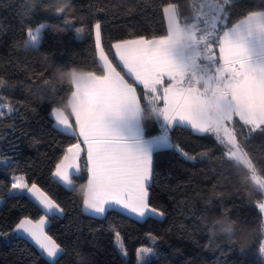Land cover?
Segmentation results:
<instances>
[{
    "label": "trees",
    "instance_id": "16d2710c",
    "mask_svg": "<svg viewBox=\"0 0 264 264\" xmlns=\"http://www.w3.org/2000/svg\"><path fill=\"white\" fill-rule=\"evenodd\" d=\"M167 2L175 0H0V105L12 108L0 115V159L4 160L0 163V232L8 234L0 235V264H137V250L142 247L155 253L149 264H264L259 252L264 223L254 199L263 196L253 191L241 165L222 158V145L210 135L201 137L180 128L171 133L174 143L197 157L195 162L185 160L174 149L154 154L150 203L163 213L160 219L137 220L117 209L99 216L83 212L86 156L80 161L81 172L73 173L70 188L51 175L76 138L54 128L49 113L57 107L70 116L67 98L73 71L102 70L95 55L92 25L101 22L102 47L117 64L111 44L136 35L163 34L162 7ZM244 3L260 6L264 0ZM63 5H67L64 13L55 14ZM41 24L45 27L39 43L24 45L29 28ZM147 125L149 135L158 133L152 121ZM245 143L256 166L264 167V136L253 134ZM205 149L207 154L200 156ZM15 175H24L29 185L35 182L65 210L62 215L54 214L55 218L48 214L45 230L64 248L51 261L13 231L19 219H38L45 214L28 196L9 194ZM222 205L230 210V219L256 230L243 250L210 233V220L221 215ZM117 239L122 248L116 246Z\"/></svg>",
    "mask_w": 264,
    "mask_h": 264
},
{
    "label": "snow or ice",
    "instance_id": "6c2138e0",
    "mask_svg": "<svg viewBox=\"0 0 264 264\" xmlns=\"http://www.w3.org/2000/svg\"><path fill=\"white\" fill-rule=\"evenodd\" d=\"M64 11L57 7L55 14ZM161 22L166 26L163 34L136 35L112 43L118 65L102 47V25L95 22L91 31L101 72L71 73L67 98L71 119L61 108L54 107L49 113L54 128L76 138L65 148L52 175L72 186L73 173L81 172L80 161L86 156L83 206L89 212L103 215L118 209L138 218L163 216L150 203L154 154L174 149L185 160L195 162L197 158L173 142L171 133L177 128L214 137L224 146L222 158L243 166L253 191L264 193V167L256 166L245 143L253 134L264 136V4L250 7L244 0H175L162 7ZM43 27L29 28L24 43L37 45ZM8 110L12 112L11 107ZM148 121L158 127V134H148ZM11 189L27 194L45 213L38 219H19L13 231L26 234L46 258H57L64 248L45 229L48 214L55 218L54 214L62 215L65 210L35 182L29 185L24 175L12 177ZM254 199L264 214V199ZM229 211L222 205L225 220ZM200 220L207 223L206 217ZM210 233L215 235L212 229ZM259 252L264 255V241ZM137 253V264H149L155 255L148 247Z\"/></svg>",
    "mask_w": 264,
    "mask_h": 264
},
{
    "label": "clouds",
    "instance_id": "9594fccd",
    "mask_svg": "<svg viewBox=\"0 0 264 264\" xmlns=\"http://www.w3.org/2000/svg\"><path fill=\"white\" fill-rule=\"evenodd\" d=\"M63 5L62 7H66ZM264 228V224H261ZM210 228L216 235H221L229 241L235 243L242 250L246 248L253 239L256 230L251 226L242 224L233 219L225 220L222 215L213 216L210 220ZM230 229V230H228Z\"/></svg>",
    "mask_w": 264,
    "mask_h": 264
},
{
    "label": "crops",
    "instance_id": "0c3cea01",
    "mask_svg": "<svg viewBox=\"0 0 264 264\" xmlns=\"http://www.w3.org/2000/svg\"><path fill=\"white\" fill-rule=\"evenodd\" d=\"M37 27H39V26H37ZM166 27V26H165ZM42 29V28H41ZM41 31V30H40ZM93 38H94V33H93ZM116 42V41H115ZM114 43V42H113ZM24 44V43H23ZM25 45V44H24ZM94 45H95V41H94ZM31 46H33V45H31ZM36 46V45H35ZM112 51H113V55H114V57H115V50L114 49H112ZM96 59H97V62H98V58H97V56H96ZM115 60L117 61V64H119V62H118V60L115 58ZM98 64H99V66L101 67V69H102V65L98 62ZM70 94V93H69ZM70 110V109H69ZM52 118V117H51ZM53 119V124H54V118H52ZM73 123H74V120H73ZM57 129H59L58 127H57ZM60 130V129H59ZM61 131V130H60ZM63 132V131H62ZM156 134H158V133H156ZM62 158V157H61ZM59 162V161H58ZM57 162V163H58ZM54 170H55V167H54V169H53V171H52V173L54 172ZM52 175V174H51ZM13 177V176H12ZM52 177L55 179V180H57L58 182H60L62 185H63V183L61 182V181H59V178H57V177H54L53 175H52ZM11 183H12V178H11ZM86 184H87V182H86ZM31 185V184H30ZM63 186H65L66 188H70L71 186H67V185H63ZM85 188H86V186H85ZM10 189H11V186H10ZM10 189H9V194H10ZM85 192V191H84ZM15 194H18V193H15ZM24 195H26V196H28L27 194H24ZM29 197V196H28ZM83 197H84V195H83ZM30 198V197H29ZM31 199V198H30ZM31 200H33V199H31ZM34 201V200H33ZM35 202V201H34ZM36 204H38L37 202H35ZM39 205V204H38ZM81 208H82V210H83V212H85V213H87V214H91V215H96V216H99L98 214H95V213H92V212H89L88 210H86L85 208H84V206H83V201H82V206H81ZM42 209V208H41ZM43 210V209H42ZM118 210V209H117ZM120 211V210H119ZM159 212V211H158ZM56 214H58V215H60L59 213H56ZM127 214V213H126ZM131 217H133V218H135V219H137V220H141V219H143V218H138V217H135L134 215H132ZM153 217H155V218H157V219H160L162 216H160V215H154ZM15 228V227H14ZM19 235H21V236H23V237H25L27 240H29L37 249H38V247L34 244V242H32L31 241V239L29 238V237H27L26 236V234H23V233H21V234H19ZM39 250V249H38ZM40 251V250H39ZM45 257V256H44ZM46 258V257H45ZM47 260H50V259H48V258H46ZM51 260H53V259H51ZM50 260V261H51Z\"/></svg>",
    "mask_w": 264,
    "mask_h": 264
},
{
    "label": "rangeland",
    "instance_id": "374dc122",
    "mask_svg": "<svg viewBox=\"0 0 264 264\" xmlns=\"http://www.w3.org/2000/svg\"><path fill=\"white\" fill-rule=\"evenodd\" d=\"M28 32V31H27ZM27 32L25 33V39L23 40V43H24V41L25 40H27ZM25 44V43H24ZM26 45V44H25ZM27 45H31L30 43L29 44H27ZM7 106V107H6ZM8 108H9V106L8 105H5V104H3V105H0V115L2 114V113H6V112H8L9 110H8ZM223 147V150H225L224 149V146H222ZM243 167V166H242ZM246 170V169H245ZM247 171V170H246ZM16 176V175H15ZM10 193H12V194H15L16 192H15V190H12V189H10ZM18 194H20V193H18ZM262 194V196H263V199H264V193H261ZM261 218H262V222L264 223V214H261ZM116 246L118 247L119 246V240L117 239L116 240Z\"/></svg>",
    "mask_w": 264,
    "mask_h": 264
}]
</instances>
